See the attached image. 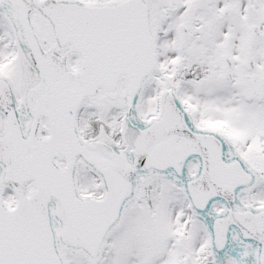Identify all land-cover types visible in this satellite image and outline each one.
Masks as SVG:
<instances>
[{"label": "snow or ice", "instance_id": "6c2138e0", "mask_svg": "<svg viewBox=\"0 0 264 264\" xmlns=\"http://www.w3.org/2000/svg\"><path fill=\"white\" fill-rule=\"evenodd\" d=\"M0 264H264V0H0Z\"/></svg>", "mask_w": 264, "mask_h": 264}]
</instances>
